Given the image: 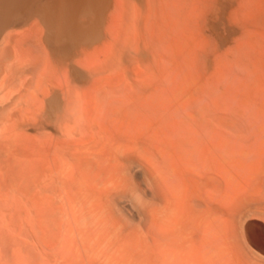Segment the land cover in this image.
Returning a JSON list of instances; mask_svg holds the SVG:
<instances>
[{
    "label": "bare ground",
    "instance_id": "obj_1",
    "mask_svg": "<svg viewBox=\"0 0 264 264\" xmlns=\"http://www.w3.org/2000/svg\"><path fill=\"white\" fill-rule=\"evenodd\" d=\"M214 1L0 0V264H264L228 119L176 114Z\"/></svg>",
    "mask_w": 264,
    "mask_h": 264
},
{
    "label": "rangeland",
    "instance_id": "obj_2",
    "mask_svg": "<svg viewBox=\"0 0 264 264\" xmlns=\"http://www.w3.org/2000/svg\"><path fill=\"white\" fill-rule=\"evenodd\" d=\"M226 4H227V6H226ZM212 6H213L211 8V9H213V10H211L212 14L210 13V16H207V17L205 16L202 19V21H200L201 24H200V30H199L200 31L199 32V36H200L199 38L201 39V43L204 42V45L205 46L207 45V47L204 48V50L202 48H201V50H199L200 47L198 48L199 51L196 50V51L200 52L201 56L199 55V53H197V52L196 53L198 54L197 56H198L199 60L202 59L204 61H202V60H201V62L199 61L200 64H199V62L192 63L190 65L185 63V64H183V66L181 68V72H180L181 73L180 76L182 75L181 76V78H182L181 83L183 82L182 86L184 85L182 87L183 98L185 99L187 96L190 97L193 95V97H191L190 101L194 100L193 102H195V103L194 104H192V103L191 104H185L182 108H180L179 111H181V112L178 111V113H176V114L180 115V113H183L184 116H187V114L184 112L188 111V114L189 113L195 114V116H196V113L198 112V110L201 109V108H199L202 106L201 103L207 102L208 104H210L209 106H211V108H210L207 105L209 110H211V111L213 110L211 113H215V115L222 114V115H220L221 116L220 118H224L225 120L228 119V120H226V122L229 121L227 123V128L229 130L228 131L229 133L228 132H226V133L229 134V136H227V137L231 138V140L229 139V142L231 141V146H232V148L230 149L231 155L235 154L234 158L231 157L233 160H232V164L230 163L231 164L230 171L232 170L231 171L232 174L230 173V176L233 175L234 179L231 176V178L233 180H231V182H230L232 184H229V185L230 186L232 185V187H231L232 189L230 190V188H229L230 191H228V192L230 194L229 193L228 194L232 195V193H234V191H232L233 188L238 189L242 185L243 187H240L234 193L235 197H233V195H234L233 194L229 198H230V202H233V205H235V207H236V205H238L237 207H239V206L243 207L244 205H246V203H248V198H250L249 199V202H250V200H252L251 197H253V196H254L253 199L255 197H257V198L259 197L260 199L264 200V197L260 194L262 191L263 195H264V176H262L264 174V154H262V153H264V148H263V146H264V140H263V138H264V120H263V118L264 117L263 116L264 115H262V114H264V112H262V111H264V76H263L264 75V51L262 53V50H264V27H263L264 26V0H257V1L256 0H231V1L230 0H216L212 4ZM225 7H227V8H225ZM248 7H250V8H248ZM229 8H230V10H229ZM250 10H251V12H250ZM225 11H227L229 13H227ZM230 14H232V16ZM252 14H254V15L252 16ZM227 16H228V18H227ZM253 17H255L256 19H254ZM201 25L202 26L204 25V27H202ZM222 25H223V27H222ZM222 28H224V29H222ZM258 30L259 31L261 30V32H258ZM210 32L212 34H208ZM219 39H221V40H219ZM205 46L201 45V47H205ZM219 50H222V53H221V51L219 52ZM210 52H211V54H210ZM211 57H212V60H211ZM206 59L208 60L207 62H205ZM214 61H216V63H214ZM252 61H254V63ZM212 64L215 67L213 72L211 70L213 68ZM254 64H256V65H254ZM194 67H195V69H194ZM251 67L255 68L256 71L255 70L250 71V70H253ZM260 67H261V69H260ZM191 70H192V72H191ZM249 71L251 72V74ZM210 72H212V73L209 75ZM206 74H208V75H206ZM254 74H256V76ZM204 77H205V79H204ZM183 79H184V81H183ZM257 80H259L258 81V82H260L259 84H258ZM188 82L190 83L189 85H188ZM202 83H204V84L202 85ZM249 84H251V85H249ZM188 86L189 87L192 86L190 88V90L187 89ZM248 86H252V87H250V89L252 88L251 91L247 89V88H249ZM198 87L200 89H198ZM255 87H257V88H255ZM186 89H187V91L185 93L184 90H186ZM254 89H257V90H254ZM192 98H193V100H192ZM227 99H230L231 101L230 100L228 101ZM226 100L228 101L227 103H225ZM188 101L189 100H187L185 102H188ZM249 101L251 103H249ZM216 103L217 104L219 103L218 105H220V104L221 105L218 106ZM186 105H188V106H186ZM203 105H204V103H203ZM232 105H233V107H232ZM241 105H243V106H241ZM259 105H261V106H259ZM197 106H199V107H197ZM228 106H230V107H228ZM246 106H247V108H245ZM204 108H206V105L204 106ZM227 108L229 110H227ZM257 108L259 109V111L256 110ZM196 109H198L197 112L195 111ZM189 110H191V112H193V113L189 112ZM235 110L237 113H235ZM201 111H202V109H201ZM201 111L199 110V112H201ZM254 111L255 112L257 111V112L254 113ZM169 114H171V115H169ZM169 114L168 115L170 117L172 116L173 118L172 117L169 118V116L167 115L168 120L170 122H172V119H174L173 120L174 122H172V123H174V125H176L175 121H177V119H176L177 116L175 115L176 117H174V113H169ZM259 114H260V116H259ZM183 115H182V117H183ZM197 115H198V113H197ZM219 115H218V118H219ZM179 117H181V116H179ZM237 117H238V119H236ZM251 117L256 118V119H252ZM258 117H260L261 120H259ZM230 119H232V120H230ZM249 119L252 121V123H251L252 126L249 123V122H251ZM247 126H248V128H247ZM235 127H237V128H235ZM216 128H218V126ZM219 129H221V128H219ZM219 129L215 130V133L218 134V136H220ZM260 129H261V131H258ZM216 131H218V133ZM257 131L260 133H258ZM255 132L258 133L257 137H256ZM230 133H231V135H230ZM244 133H246V135H243ZM216 134L214 135V137L216 136ZM253 134H254V136H253ZM239 136H240V139H241V137H243L245 139L240 140L238 138ZM258 136L260 137V139L258 138ZM216 138H218V137H216ZM255 138H256V140H255ZM246 146H248V147H246ZM239 149H241V151ZM238 150H239V152H238ZM260 150H261V153H260ZM237 152L239 153V155H237ZM258 154H260V155H259L258 159H256L257 163L255 162L254 163L255 165H253L254 168H253V166L250 167V165L253 164V161L255 160V158H257L256 156ZM251 156H252V158H251ZM247 158L249 159V161H247L248 160ZM250 158H251V160H250ZM233 164L235 167L233 166ZM245 164H248V165H245ZM248 167L253 168V169H249ZM256 168H258V169H256ZM233 169H234V171H233ZM241 171H243V172H241ZM244 171H246V173ZM248 171H249L250 175L247 174ZM250 171H251V173H250ZM239 172H240V175H239ZM244 173L247 174L248 177ZM243 174L246 177V180H245V182L240 181L239 187H237L238 186L237 181H239L240 179L241 180L245 179V177L243 179L240 178ZM260 174H262V175H260ZM236 176H237V178H235ZM259 176L262 178L260 179ZM251 177H253V178H251ZM238 178H240V179H238ZM257 182H258V184H257ZM259 182H261V183L259 184ZM254 184L256 187H259V188L257 191L252 193L251 192L252 189L253 188L256 189ZM242 191H243V193H242ZM249 191L252 193L253 196L251 195V193ZM237 192L241 193L239 196H241L242 194L245 196H242V198H238L239 196L237 195ZM258 193H259V196L254 195V194L257 195ZM243 197H245V198H243ZM237 199L239 201H241L243 199L244 201H242L241 204H239V201H237V203L235 202V200H237ZM256 199L252 202H254L256 204H260L263 201V200L261 201L260 199L259 200H256ZM234 202L236 204H234ZM230 205H231V207H233L232 209L235 208L234 206H232V204H230ZM258 220H260V218ZM257 240H259L260 242H258ZM256 244L260 248H262V250L264 251V249H263L264 248V240H260L259 238H256Z\"/></svg>",
    "mask_w": 264,
    "mask_h": 264
}]
</instances>
